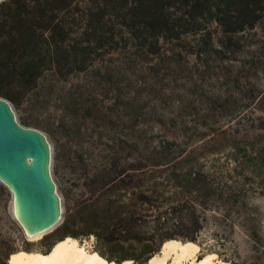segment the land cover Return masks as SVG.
I'll list each match as a JSON object with an SVG mask.
<instances>
[{
    "label": "rangeland",
    "instance_id": "obj_1",
    "mask_svg": "<svg viewBox=\"0 0 264 264\" xmlns=\"http://www.w3.org/2000/svg\"><path fill=\"white\" fill-rule=\"evenodd\" d=\"M205 22L208 41L219 52L202 51L195 44L199 35L185 34L161 39L159 52L151 53L119 34L123 29L118 27V44L100 49L85 71L66 81L45 73L31 97L43 101L39 117L50 130L39 129L51 145L50 171L62 213L54 227L28 236L14 216L12 193L0 180V223L17 244L31 251L47 249L63 235L59 226L68 213L80 211L84 203L112 200L110 213L147 214L144 225L133 222L131 229L152 231L174 227L180 204L187 201L209 216L199 236L204 245L228 247L238 264H260L262 249L248 233L254 227L264 231V168L256 160V152L264 150V18L226 47L221 27ZM12 107L21 123L22 111ZM190 168L204 174L200 185L205 180L213 191L208 198L180 190L167 176ZM124 169L130 175L120 182ZM98 170L108 185L94 192ZM142 191L153 196V206L140 202ZM233 197L246 209L230 202ZM7 216L21 235L9 227ZM76 238L94 250L95 235ZM133 245L130 253L136 252ZM124 247L114 242L110 251L120 256ZM215 254L216 261H223Z\"/></svg>",
    "mask_w": 264,
    "mask_h": 264
},
{
    "label": "trees",
    "instance_id": "obj_2",
    "mask_svg": "<svg viewBox=\"0 0 264 264\" xmlns=\"http://www.w3.org/2000/svg\"><path fill=\"white\" fill-rule=\"evenodd\" d=\"M262 18L264 0H2L0 96L22 111L21 123L50 130L39 117L43 101L31 97L37 94L45 73L52 71L59 80L66 81L74 72L85 71L93 64L100 49L112 47L116 42L118 44L115 39L119 29H123L119 34L123 32L131 36L141 48L151 53L159 52V42L163 38L178 40L185 34H198L195 44L210 53L219 52V49L211 39L208 41L210 30L205 22L207 19L221 27L226 47L236 41L239 34L253 29ZM259 153L256 152V160L264 168V150H259ZM119 172L118 177L123 182L122 178L129 172L127 169ZM167 176L177 188L197 194L198 199L208 198L213 192L205 180L200 185L204 177L200 170L196 172L190 168L181 174L169 172ZM105 178L101 171L95 172L94 192L108 185ZM123 186L128 187V182H124ZM137 197L143 205L153 206L154 199L150 193L142 191ZM229 199L246 209L239 197ZM185 202L180 204L179 218L174 227L165 230L154 228L152 231L131 229L133 222L144 225L147 214L133 213L121 217L118 213H110L112 200L98 205L84 203L80 211L68 213L59 226L63 235L41 251L49 252L56 242L68 235L93 234L96 237L94 250L106 259L117 262L133 259L136 264H146L161 249L164 241L173 238L182 242L193 241L200 246L199 252L203 255L217 253L223 261L238 264L228 247L221 251L204 245L199 236L209 216ZM7 222L21 235L9 216ZM81 222H89L91 227L69 231L73 226L78 228ZM2 226L4 223H0V264H8L12 253L31 250L17 244L16 236L7 234ZM248 236L262 249L258 262L264 264V231L254 227ZM114 242L126 245V253L112 255L110 247ZM133 244L136 252L130 253Z\"/></svg>",
    "mask_w": 264,
    "mask_h": 264
},
{
    "label": "water",
    "instance_id": "obj_3",
    "mask_svg": "<svg viewBox=\"0 0 264 264\" xmlns=\"http://www.w3.org/2000/svg\"><path fill=\"white\" fill-rule=\"evenodd\" d=\"M50 164L46 134L22 125L10 101L0 96V180L12 193L14 216L26 234L49 230L61 218V198Z\"/></svg>",
    "mask_w": 264,
    "mask_h": 264
},
{
    "label": "bare ground",
    "instance_id": "obj_4",
    "mask_svg": "<svg viewBox=\"0 0 264 264\" xmlns=\"http://www.w3.org/2000/svg\"><path fill=\"white\" fill-rule=\"evenodd\" d=\"M27 235L31 237L36 234ZM199 249V245L193 241L168 239L146 264H227L222 260L216 261L213 252L195 258ZM8 264H132V260H108L97 251L89 250L76 237L68 235L56 242L47 253L18 250L9 256Z\"/></svg>",
    "mask_w": 264,
    "mask_h": 264
}]
</instances>
